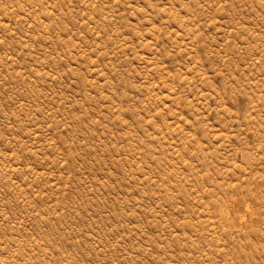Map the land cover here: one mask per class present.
Wrapping results in <instances>:
<instances>
[{
    "label": "rangeland",
    "instance_id": "rangeland-1",
    "mask_svg": "<svg viewBox=\"0 0 264 264\" xmlns=\"http://www.w3.org/2000/svg\"><path fill=\"white\" fill-rule=\"evenodd\" d=\"M0 264H264V0H0Z\"/></svg>",
    "mask_w": 264,
    "mask_h": 264
}]
</instances>
